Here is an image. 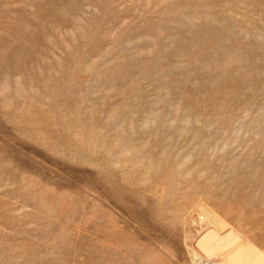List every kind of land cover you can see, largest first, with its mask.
<instances>
[{"label":"rangeland","instance_id":"1","mask_svg":"<svg viewBox=\"0 0 264 264\" xmlns=\"http://www.w3.org/2000/svg\"><path fill=\"white\" fill-rule=\"evenodd\" d=\"M208 226L264 263V0H0V264H218Z\"/></svg>","mask_w":264,"mask_h":264},{"label":"bare ground","instance_id":"2","mask_svg":"<svg viewBox=\"0 0 264 264\" xmlns=\"http://www.w3.org/2000/svg\"><path fill=\"white\" fill-rule=\"evenodd\" d=\"M210 224L209 222L208 225ZM211 227L208 226L205 229L207 232L200 237L196 244V248L204 257L215 255L219 258L218 264H264L257 252L234 239L231 232L220 237ZM262 258L264 257L262 256ZM197 264H199L198 259Z\"/></svg>","mask_w":264,"mask_h":264},{"label":"built area","instance_id":"3","mask_svg":"<svg viewBox=\"0 0 264 264\" xmlns=\"http://www.w3.org/2000/svg\"><path fill=\"white\" fill-rule=\"evenodd\" d=\"M199 264H212V263L206 260H199Z\"/></svg>","mask_w":264,"mask_h":264}]
</instances>
